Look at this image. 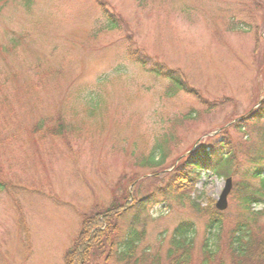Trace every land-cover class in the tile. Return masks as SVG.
<instances>
[{
    "label": "rangeland",
    "instance_id": "obj_1",
    "mask_svg": "<svg viewBox=\"0 0 264 264\" xmlns=\"http://www.w3.org/2000/svg\"><path fill=\"white\" fill-rule=\"evenodd\" d=\"M30 1L0 0V264H64L84 216L130 191L161 196L184 157L222 137L233 163L177 181L181 193L146 212L137 256L169 264L172 233L190 222L188 264H236L230 229L264 232V205L239 208L263 164L264 0ZM135 50L186 91L134 63ZM227 179L215 244L194 205L215 207Z\"/></svg>",
    "mask_w": 264,
    "mask_h": 264
},
{
    "label": "trees",
    "instance_id": "obj_2",
    "mask_svg": "<svg viewBox=\"0 0 264 264\" xmlns=\"http://www.w3.org/2000/svg\"><path fill=\"white\" fill-rule=\"evenodd\" d=\"M25 7L29 8L31 1L24 0ZM108 24L111 29H117L118 25L115 19L108 16ZM129 57L134 63L140 65L145 71L169 79L174 89L186 91L182 79L175 76L172 71H165L162 67L156 66V69L150 67L148 60L139 55L137 50L130 51ZM263 110L258 111L264 114V96ZM40 125L37 126V132ZM48 133V132H46ZM221 134H225L222 132ZM51 136L63 135L62 128L54 130ZM221 141V140H220ZM228 142L222 137V142L214 141L208 147L200 146L193 153H189L180 162L176 168L174 176L171 177V185L166 186L161 192V196L144 195L136 197L135 193L127 192L125 197L116 198L112 205L106 210H95L89 216L82 219L80 232L71 249L66 253L64 264H147L145 252L137 256L139 244L143 243L146 233L148 216L146 212L152 206L158 205L161 201L168 200L172 195H179L180 188L177 187V181L183 178L187 179L190 186L193 187L198 179L199 173L208 169L213 174L221 175L222 168H228L234 161V155L229 151ZM220 156L219 162L217 157ZM160 159L156 156L143 160L140 164L158 166ZM212 159V162L209 161ZM163 160V159H162ZM257 161L261 166L256 168L251 175L255 179H260V185L256 190H251L248 186H242V192L239 197V205L243 213L253 214L251 208L260 204L264 205V150L257 156ZM183 170L185 173H183ZM181 172L177 174V172ZM0 184V191L4 188ZM134 195V196H133ZM199 214H205L207 240L216 241L219 239L222 226L221 214L215 210L212 205L205 208H198L194 205ZM264 207V206H263ZM264 210L258 213L262 215ZM193 232L192 223H180L172 233L171 248L168 250L167 259L169 264H188L191 260L192 242L189 235ZM228 251L234 261L239 264H264V232L257 231L251 223L237 222L235 227L230 229L227 239ZM205 247V256L213 257L216 253V246H210V250ZM180 252V253H178ZM148 264H160L159 258L154 257Z\"/></svg>",
    "mask_w": 264,
    "mask_h": 264
},
{
    "label": "water",
    "instance_id": "obj_3",
    "mask_svg": "<svg viewBox=\"0 0 264 264\" xmlns=\"http://www.w3.org/2000/svg\"><path fill=\"white\" fill-rule=\"evenodd\" d=\"M231 190V181L230 179L226 180V185L224 187V190L218 199V201L215 204V209L217 211L223 212L227 208V198Z\"/></svg>",
    "mask_w": 264,
    "mask_h": 264
}]
</instances>
